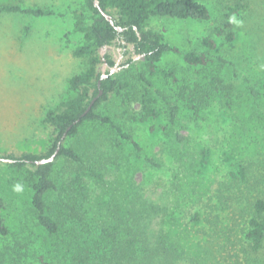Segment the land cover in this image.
I'll return each instance as SVG.
<instances>
[{"label": "rangeland", "instance_id": "obj_1", "mask_svg": "<svg viewBox=\"0 0 264 264\" xmlns=\"http://www.w3.org/2000/svg\"><path fill=\"white\" fill-rule=\"evenodd\" d=\"M0 2L55 11L0 14V152L41 155L54 136L47 111L76 95L69 80L87 66L73 52L84 40L73 28L85 0ZM203 2L209 21H149L181 50L166 53L148 73L152 84L129 63L144 62L132 44L115 40L99 49L115 62L99 70H114L129 85L96 111L121 125L137 146L94 120L65 140L82 163L55 161L59 189L47 201L58 232L39 223L32 164L0 163L1 216L9 229L0 235V264H110L111 253L135 232L142 207L150 213L153 247L159 238L174 243L176 264H264V246L253 251L245 236L255 201L264 198V0ZM234 7L238 11L228 16ZM218 25L235 31L236 39L217 37ZM208 35L218 44L209 62L189 65L184 54L209 50L202 44ZM146 103L158 115L141 121ZM171 103L179 105L175 121Z\"/></svg>", "mask_w": 264, "mask_h": 264}, {"label": "trees", "instance_id": "obj_2", "mask_svg": "<svg viewBox=\"0 0 264 264\" xmlns=\"http://www.w3.org/2000/svg\"><path fill=\"white\" fill-rule=\"evenodd\" d=\"M95 1L85 0L84 6L74 13L76 21L73 31L83 33L84 40L83 43L75 47L73 52L74 55L85 58L87 66L69 80L71 89L77 92L76 95L62 102L58 108L47 111L45 123L51 127L54 135L47 152L41 155L27 152L20 155L0 152V163L7 161L18 169H23L30 164L34 167L33 204L38 213L39 223L50 233H56L60 229V222L51 214V207L47 201L48 196L59 189L55 178V161L59 157H65L73 162L82 163V156L73 146L65 145V140L70 135L75 134L87 120L108 124L123 138L132 140L131 135L125 132L121 125L108 115L96 111L100 103L129 85L128 81L121 80L111 71L107 72L108 77L102 78L103 72L99 70V66L107 63L112 67L115 62L108 56L103 57L99 53V49L115 40L132 44L136 53L143 57L144 62L133 58L129 63L135 62L137 74L141 81L152 84L148 73L154 74L156 72L158 63L166 53H180L181 50L166 41L161 32L149 28V21L153 18L209 21L212 18L211 9L203 0H98L104 10L113 16L114 22H111L103 15ZM237 11V7L230 8L227 15L231 16ZM10 13L35 16L55 15L54 10L45 7H25L21 3L0 2V14ZM214 34L217 37L225 38L227 41L236 39V32L223 25L216 26ZM202 44L209 50L192 49L184 54V59L189 65H206L210 60V49H216L218 45L216 39L211 35L203 37ZM219 59L222 62H228L223 57H219ZM166 75H172V70L166 71ZM100 80H102L101 87L104 93L97 99L92 109L84 114L92 99L99 94ZM170 105L171 120L175 121L178 116L179 105L174 103ZM143 109L141 121L158 115L157 110L147 103ZM65 134L67 135L64 137ZM185 138V136H181L180 140L184 141ZM132 141L137 146V143ZM60 142H62L61 150L54 161L36 162L52 156ZM150 161L155 166H160L154 160ZM2 207L3 202L0 199V235L5 236L9 233V229L1 216ZM149 217V211L143 207L140 208L137 215L136 230L131 234L133 238H125L118 248L111 253L110 264H176L180 255L174 243L168 245L166 239L159 238L153 247L152 237L148 233L151 223V220H147ZM245 236L253 251H260L263 248L264 198L262 197L255 201L254 215L249 220Z\"/></svg>", "mask_w": 264, "mask_h": 264}, {"label": "water", "instance_id": "obj_3", "mask_svg": "<svg viewBox=\"0 0 264 264\" xmlns=\"http://www.w3.org/2000/svg\"><path fill=\"white\" fill-rule=\"evenodd\" d=\"M95 3H96V5L99 7V9H100L101 12L103 13V15L106 16V17L108 18V20H110L111 22H114L113 16H112L111 14H109L106 10H104V8L100 5L99 1L96 0ZM120 29H121V28H120ZM113 71H114V70H111V72H113ZM106 77H108V74H107V73H103L102 78H106ZM101 82H102V80L99 81V88H100L99 94H98L97 96H95V97L92 99L90 105L88 106V108H87V110L85 111L84 114L88 113V112L92 109V107H93V105L95 104V102L97 101V99H98V98L104 93V90H103L102 87H101ZM66 135H67V134H65L64 137H65ZM64 137H63V138H64ZM61 143H62V142L59 143V145H58V147H57L55 153H54L52 156H50L49 158H44V159H41V160H37L36 162H37V163H44V162H48V161H54V159L56 158L57 154H58V153L60 152V150H61Z\"/></svg>", "mask_w": 264, "mask_h": 264}]
</instances>
